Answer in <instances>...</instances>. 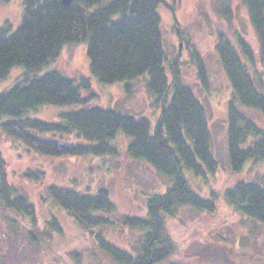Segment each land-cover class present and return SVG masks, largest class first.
Masks as SVG:
<instances>
[{
	"label": "trees",
	"instance_id": "1",
	"mask_svg": "<svg viewBox=\"0 0 264 264\" xmlns=\"http://www.w3.org/2000/svg\"><path fill=\"white\" fill-rule=\"evenodd\" d=\"M172 1L179 4V0ZM162 2L72 0L65 5L62 0H24L20 25L15 30L8 22L0 26V80L16 66L24 68L22 76L0 93L1 131L38 155L55 158L117 156L116 140L123 134L130 139V157L148 162L171 179L164 193L145 196L146 217L124 215L120 219L124 226L145 231L135 256L109 243L102 234H94L100 248L117 264H183L169 261L177 247L167 217L187 206L210 213L219 208V193L211 190L205 196L185 176L189 170L194 176L206 178L216 173L219 162L210 148L206 110L192 89L182 83L183 50L168 60L157 12ZM244 3L259 39L263 71H250L255 52L244 37L236 41L221 37L215 45L233 90L226 132L228 162L234 171L241 170L250 159L264 161V131L236 105L238 102L264 116V0ZM79 40L87 42L90 68L100 82L133 81L148 75V90L155 96L156 105L161 103L162 107L154 126L145 117L96 104L85 76H65L56 70L36 75L66 44ZM202 77L199 69L198 78L203 81ZM48 105L76 108L58 112L48 120L28 116L31 110ZM8 170L9 163L0 151V204L20 220L29 219L25 223L31 241L41 239L53 245L60 232L56 217L52 213L46 220H39L33 194L14 192ZM23 179L33 190L44 191L39 194L43 204L53 203L64 209L82 234L91 232L94 225L108 224L109 218L102 214L115 210L109 191L104 187L93 191V181L78 188L50 178L40 167L28 168ZM224 196L234 212L264 224V174L254 181L235 183Z\"/></svg>",
	"mask_w": 264,
	"mask_h": 264
},
{
	"label": "rangeland",
	"instance_id": "2",
	"mask_svg": "<svg viewBox=\"0 0 264 264\" xmlns=\"http://www.w3.org/2000/svg\"><path fill=\"white\" fill-rule=\"evenodd\" d=\"M23 12L24 0H0V26L8 22L15 30L23 19ZM157 12L161 17L160 30L168 60L175 58L180 49L183 50L182 83L192 89L206 110L211 132L210 148L219 162L216 173L206 178L185 171L190 185L201 194L206 196L211 190L219 193V208L215 213H210L187 206L167 217L177 247L169 261L183 264H264V224L234 212L224 196L225 190L235 183L254 181L264 174V161L250 159L239 171L232 170L229 165L227 111L229 103L234 100L233 90L215 49L221 37L236 41L242 36L255 52V63L250 66V71L253 74L255 69L263 71L259 39L248 7L244 0H179V4L163 0ZM199 69L203 81L198 78ZM52 70L65 76L77 73L89 78L94 102L104 109L145 117L152 126L162 111L161 103L156 105L155 96L148 90L147 74L133 81L100 82L91 71L87 42L84 40L66 44L59 55L36 75L41 76ZM23 73L22 66L12 68L10 74L0 80V93L9 89ZM166 74L171 81L172 74L168 68ZM87 92L83 90L85 95ZM170 97L171 93L168 100ZM236 105L264 131L262 113L238 102ZM75 108L42 106L31 110L28 116L48 120L58 112ZM129 142L125 135L118 136L117 156L55 158L38 155L0 130V151L9 163L11 189L18 194L22 190L33 194L39 220H46L53 213L60 226L53 245L41 239L31 241L26 225L29 219L20 220L0 204V264H117L100 248L94 235L97 233L135 256L140 250L145 231L124 226L120 219L124 215L146 217L145 196L164 193L172 182L170 177L156 171L148 162L130 157L127 153ZM33 167H40L50 178H59L78 188L90 181H93V191L106 188L115 204L114 211L102 214L109 218V223L94 225L90 228L91 232L82 234L64 209L53 203L43 204L39 194L44 191L38 188L33 190V186L24 181L23 173Z\"/></svg>",
	"mask_w": 264,
	"mask_h": 264
},
{
	"label": "water",
	"instance_id": "3",
	"mask_svg": "<svg viewBox=\"0 0 264 264\" xmlns=\"http://www.w3.org/2000/svg\"><path fill=\"white\" fill-rule=\"evenodd\" d=\"M65 5H68L71 3L72 0H62Z\"/></svg>",
	"mask_w": 264,
	"mask_h": 264
}]
</instances>
